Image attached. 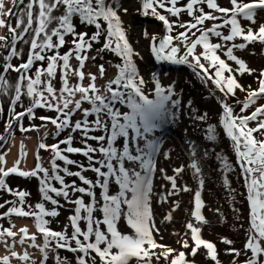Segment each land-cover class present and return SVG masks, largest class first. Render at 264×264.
<instances>
[{
	"label": "snow or ice",
	"instance_id": "snow-or-ice-1",
	"mask_svg": "<svg viewBox=\"0 0 264 264\" xmlns=\"http://www.w3.org/2000/svg\"><path fill=\"white\" fill-rule=\"evenodd\" d=\"M13 8L16 5H23L24 0H12ZM179 0H141L142 15L149 14L159 21H162L169 34L159 39L155 34L149 36L145 31L144 35L152 41L151 51L155 54L157 61H170L176 64L194 65L204 76L214 80L219 90L227 95H235L236 89L246 91V99L242 104L241 113L247 112L249 108L257 104V101L264 98V70L260 72L258 78V89H245L238 83L235 76L232 75L233 68L221 58L218 54L222 51L228 60L233 61L238 67L235 71L239 74L252 73L246 62L234 54V49H244L253 42L264 43V23H257V14L264 11V0H229L231 7H221L217 0H187L186 6L178 7ZM206 4L207 8L212 10L205 12L200 5ZM38 7L39 11L35 16L36 27L33 28L34 13L33 8ZM63 7L62 15L56 17L52 13L54 10ZM157 9H163L168 15L161 14ZM182 12L193 18L190 22L172 21L171 17H179ZM213 12L221 14L222 23L214 24L212 27L204 28L206 21L219 20ZM121 13L126 14L127 9L116 0H29L24 10L17 16L15 27L6 20L11 18L13 9L6 8L4 0H0V27H7L9 37L0 36V41L5 42L4 47L10 48V52L4 60L3 72L9 70L16 71L20 75L15 86V95L11 101L12 116L5 131L10 132L12 121L19 123L27 115L30 119L35 118V109L49 108L58 113L56 118L40 117L43 122H50L55 126L57 135L60 131L71 128L73 132L79 131L82 134L84 148L72 147V136L69 135L65 140L52 145H46L41 142L39 149H50L53 152L52 171L54 175H49V169L44 168L40 163L37 153V164L31 171L20 170V160L16 164L5 169L3 164L5 159L0 155V190H6L18 197L16 202L5 201L0 204L4 208L6 204L12 206L7 212L0 213V218L5 216L17 215L20 217H33L39 233L43 235L44 245L41 251L44 253L45 261L47 259V250L53 241L58 249H67L74 253H80L76 258V264H96V258L99 257L101 264H130L135 258L137 264H153V260L159 264L161 259L168 261L169 264H194L189 261L184 251L158 243L153 232H158L152 217L150 196L152 193V174L155 171V157L160 151L162 136L154 135L167 122L169 116L168 102L171 99L173 89L167 90L161 86V82L153 74L155 99L149 98L145 92L146 81L138 71L134 60L138 56L127 38V30L123 23ZM26 17V23H25ZM74 17H78L79 22L85 26H94L96 31L89 37L86 32H77L74 24ZM57 21V26L48 30L52 21ZM242 21L247 22L242 24ZM106 25V27H105ZM178 26L185 31L179 32L176 36L171 35L173 28ZM229 28V34L225 35L221 28ZM22 31H17L21 29ZM32 30L33 36L30 42L29 56L26 62L18 67L11 64V58L18 56L16 42L23 38V35ZM196 30L200 34L197 36ZM104 36L103 47L99 50L111 51L121 58V63L116 67L118 72L115 78L110 79L103 88L96 85L97 76L88 73L89 84L85 87L82 81L85 79L83 71L85 61L88 59L87 51L92 48L93 42H99L101 36ZM191 36L195 39L190 38ZM73 37V48L61 55L59 48L65 44V37ZM56 38L55 42L53 38ZM211 37L218 41L211 42ZM240 38L244 43L231 44ZM176 44H173V41ZM181 46L186 48L184 55H178ZM198 46H202L203 51L196 54ZM52 51V55L46 56L44 53ZM189 57L192 59L189 60ZM75 58L78 62V68H73L71 60ZM47 59V67H39L34 75H29L34 63ZM96 59V57H92ZM207 62V67L205 63ZM59 69L62 79L59 99L56 96V89L53 86V79ZM213 69L214 72H210ZM227 72L229 75L225 76ZM100 76L105 73L104 65L99 66ZM198 73V74H200ZM76 77L80 83L71 85L69 80ZM6 83L5 76L0 75V85ZM76 93L80 94L79 100H74ZM47 94V95H46ZM22 95L32 98V104L22 112H15L17 102L21 100ZM88 102L90 107L82 109V104ZM173 105L177 102L171 101ZM121 106L128 110L123 111ZM83 111V119L72 123L71 117L77 110ZM2 111V108H0ZM224 115L222 124L227 136L233 142V146L238 157L239 165L245 178L247 188V200L250 205L249 229L245 242V253L251 255L244 261V264H264V103L259 104L248 114H234L233 107L227 102L223 104ZM89 116L94 117L91 121ZM203 119L204 117H199ZM255 122V126H250ZM37 126L32 125L25 128L20 124L21 131L35 130ZM93 131H102L106 135H90ZM258 134L259 138L257 137ZM119 138H123L122 147L117 146ZM208 138L215 139V129L209 127ZM4 137L0 136V140ZM89 140L97 141L98 147L88 144ZM60 144L67 145L61 149ZM79 153L85 156L91 163L88 167L79 164L77 161L69 159L64 153ZM102 154V159H95V153ZM26 155L24 146L21 145V157ZM167 155V154H166ZM195 155L193 146V156ZM57 160L64 161L66 165H77L80 171L71 172L67 167L63 168L67 175L77 176L80 181L88 187L77 186L75 181L71 184L65 183L64 177L59 174L60 165ZM126 161L138 164V169L126 167ZM99 166H96V165ZM190 167L194 174L199 177L201 168L198 162L193 159ZM225 170L230 169L227 160L224 161ZM104 169V170H102ZM94 171L97 174L95 182L87 179L82 173L84 171ZM183 166L174 169L175 175L167 176L161 169L164 178L171 183L169 195H174L177 188V176L183 172ZM10 174H18L21 177H38L40 180V191L43 193L44 201H49L55 208L49 210L43 202L27 205L25 210V197L29 193L12 189L6 185L5 178ZM58 181L61 185L57 188L51 181ZM114 180L119 185L117 194H109V183ZM201 187L204 184L203 179L199 181ZM227 184V180H225ZM99 187L101 200L97 201L94 189ZM86 194L91 198L89 203H85L83 196L77 197L74 201L70 200V191ZM184 191L190 189L185 185ZM50 193L56 197H64L75 205L74 214L69 217L73 232L69 237L65 232L53 231L48 227L49 221L45 217H55L59 213V201L53 198ZM130 193V196H129ZM166 199V197H162ZM203 201L201 192L194 194V211L192 216L197 224L207 223L202 215ZM126 207V211H125ZM178 207V205H177ZM175 210V209H173ZM99 211L101 217H95L94 213ZM83 213V214H82ZM126 219L127 225L132 229L133 234H124L118 228L121 217ZM171 214L166 216L171 220ZM84 221L86 230H82L80 222ZM193 222L186 224V229L190 232V239L193 242L191 255L195 257L198 250H206L207 257L214 264H221L218 259L216 245L202 238L201 227ZM101 225L105 229H101ZM5 237L12 238L13 245L17 242V232L12 228H0V242L7 245ZM19 243L23 245L26 240L32 241L30 246L36 245L37 236L35 233L29 234L27 227L19 229ZM70 241H74L75 247ZM181 247L187 249L190 247L189 239L183 238L178 241ZM221 242L231 245L233 242L226 237L221 238ZM156 249H160L157 253ZM228 254L238 257L240 251L235 248H229ZM95 253V255H92ZM11 257H18L22 261L30 259L27 251L19 255L15 251L10 252ZM10 256L0 257V264H10ZM58 264H68L66 258L61 260L56 257ZM43 264V262H42ZM235 264V262H234Z\"/></svg>",
	"mask_w": 264,
	"mask_h": 264
},
{
	"label": "rangeland",
	"instance_id": "rangeland-1",
	"mask_svg": "<svg viewBox=\"0 0 264 264\" xmlns=\"http://www.w3.org/2000/svg\"><path fill=\"white\" fill-rule=\"evenodd\" d=\"M27 2H29V0H24V3ZM217 2L221 7H231L229 0H217ZM244 2L247 3L249 0H244ZM4 3L6 8L12 9V0H4ZM186 3L187 0H179L178 5L183 7L186 6ZM120 4L127 9V13H121V16L127 30V37L130 44L134 51L138 53V56H135L134 60L137 64L140 75L143 76L146 81V94L149 95V98L151 99L156 98L154 93L155 81L153 80V74H155L156 78L160 80L162 87L166 90L169 87L173 89L171 99L167 104L169 109L167 122L164 123L163 127L154 134L162 136V143L160 151L155 157V171L152 174L153 184L150 203L153 221L156 228L159 230L158 232L154 231L153 236L160 244L170 246L177 251H184L187 259L193 261L194 264H214V262L207 257L206 250L203 248H200L198 254L195 257H192L191 247L194 245L190 239V232L186 229V224L190 221L197 224V222L194 221L192 212L194 211V194L196 191H200L204 205L201 211L207 221V223L197 224V226H200L202 229V238L211 241L216 245L218 259L221 264H234V262L235 264H244V261L251 255L250 252L247 254L245 253L246 240H244L242 236L244 233L243 227H245L243 226V223H249L250 220V213L246 205L247 188L242 169L236 158L237 156L232 152L233 148L229 141V137L227 136L224 127L218 126V124L221 123L224 115L223 104L225 102L233 107L234 114H245L241 113L236 107L239 101L245 100L244 98H246L247 92L236 89L234 96H225L215 83L213 84V79L200 73V70L195 65L190 66L187 70L186 67L181 66L180 64L172 63L170 61H157L155 54L151 51L152 41L146 37L144 33L146 31L149 36L155 34L157 36L156 43L158 44L159 39L166 35V28L164 24H162L163 22L155 17L142 15L139 11L141 9V0H120ZM21 7H23V5H16L13 15H15ZM200 7H203L205 12L212 11L207 8L206 4L200 5ZM37 8L38 7H34V18L38 13ZM60 8L54 10L52 15L56 17L60 16ZM157 10L161 14L166 13L163 9ZM213 14L221 17L219 12H213ZM13 15L12 18L9 19V22L14 27L16 24L13 21ZM5 19L7 20V17H5ZM171 20L177 22H190L193 18L190 17L187 12H182L179 17H171ZM219 20H215V22H218ZM208 23L209 21H206L203 27L209 28L207 25ZM246 23L247 22L242 21V24ZM257 23H264V11L258 12ZM56 26L57 21L53 20L52 23L49 24L48 30L51 31V29ZM35 27L36 24H34V28ZM181 31H185V29L174 25L171 35L176 36ZM192 31L198 34L196 30ZM189 35L190 38L195 39V37L191 36V33H189ZM53 40L55 42L56 38L54 37ZM211 42L224 43L223 41H218L215 37H211ZM176 43L177 42L174 40L173 44ZM242 43H244V41ZM3 45L4 43L0 41V65H3L4 63L2 58H6L9 54L8 51L4 49ZM227 46L228 42L226 44V47ZM71 48L72 45H64L61 50L64 49V53H66ZM185 51L186 48L181 46V51L178 55L182 56ZM202 51V46H198L196 54H199ZM218 54L221 55V58L225 59L233 68L232 75L235 76L239 84H241L246 90L249 88L253 90L258 89V78L260 77V72L264 70V49L260 48L259 45H256L254 42L248 44L244 49H234V54L237 55L238 58L243 59L246 62V65L253 70L251 74H239L235 71L238 66L233 61L228 60L222 51H219ZM191 59L192 58L189 57V60ZM10 62H13V58H11ZM201 62L205 63L206 67L208 66L207 62L203 60ZM71 64L73 68H78V65H75L73 59L71 60ZM83 71L86 74L85 79L82 81L83 86L85 87L90 82L87 78L88 73L97 76L96 85L101 89L114 75L112 72H105L103 76H100L97 67L86 62ZM210 72H214V70L210 69ZM0 75L5 76L6 83L4 84L5 87L3 88V93L5 94V97H8L10 93L12 95L16 73L13 70H9L5 73L3 72L2 67H0ZM224 75L227 76L229 73L225 72ZM52 83L56 89V96L59 99V90L62 87V79L59 69L57 70V74ZM69 83L75 85L80 83V81L73 76L69 80ZM21 99L24 104L22 106L25 109L31 106V97L23 95ZM73 99L79 100L80 94L76 93ZM172 100H175L177 103L173 105L171 102ZM10 101L11 100H7L8 103ZM262 103H264V98L259 99L256 105ZM42 112L44 113V111ZM42 112L39 110L35 111V115L38 114L41 117L51 118H56L58 116V113L55 110L49 108L47 112L48 116H42ZM38 115H36L37 118L34 119H30L25 115L19 123L13 120L10 132L5 131L10 119L6 120L7 122L4 125L3 121H1L3 118L0 117V136L4 137L3 140H0V155L4 156L5 163L3 164V167L5 169L13 167L17 160H20V170L31 171L35 169L37 164L39 137L36 135L24 134L22 133L23 131L14 134L13 130H15L19 124H23V126L30 123L32 125L35 124L37 128H41L40 130H42L39 133L42 137L41 140L46 139L45 136H50L55 130V126L50 122L41 121L38 119ZM79 116L76 118H80ZM201 116L204 118L200 119L199 117ZM250 126H255V122L250 124ZM207 127H212L215 129V132H218L217 137L208 142L204 140V138H208ZM103 135H105V133H103ZM254 135H257L258 137V134ZM52 142L53 140H48L43 143L51 145ZM21 145L24 146V152L26 153L23 157H21ZM122 145L123 138H119L117 146L122 147ZM193 146L195 151L194 156ZM217 151H220L219 153L225 157L230 165L229 170L224 169V172H222L224 175L216 168L218 167V161L214 159L216 154L214 152ZM42 159L45 160L46 156L40 158V163L45 168L46 165L41 162ZM193 159L198 162L199 167L201 168V175L199 177L194 174L193 169L190 167ZM182 166L184 170L177 176L176 180L177 188L180 190L176 191L174 195H169V192L171 191V183L164 178L161 169L164 170V173H166L167 176H173L175 175L174 169ZM135 167L138 169L137 166ZM74 168L75 167L72 166V169ZM85 174H89V172L86 171ZM26 178L27 177H21L18 174H10L5 178V181L8 188L12 189L13 192L16 191V189H21L30 194L29 197L25 198V201L27 202L25 204V210L27 211V205H32L34 208L35 204L40 201L39 198L37 201L38 196L34 192L38 191V189L36 187L34 189L32 182L27 181ZM200 179H203L204 181L202 187L199 183ZM225 180H227V184L225 183ZM112 183L113 184H111L109 188L110 192H114L113 190H115L114 184L116 183ZM185 185L190 189L189 191L183 190ZM1 191L3 192V190H0V194ZM9 194L10 193L8 192L6 200L14 202L13 200H8L9 198H12L11 194ZM75 197L77 198V194L74 198ZM162 197H166V199H162ZM70 199H73L71 191ZM11 206V204H6L4 208H0V213L7 212L8 208ZM50 209L52 208L50 207ZM169 213L172 217L171 220L166 219V216ZM63 215H65V213H63ZM48 220H50L48 227L53 231H60L61 228L59 227L64 225L62 223L64 220H53V218ZM34 223L35 220L33 217L11 215L0 218V228L11 227L12 231L17 232V242L14 245L12 238L10 237H5L7 245L4 242H0V257L5 255L10 256L11 251H15L19 255H23L24 251H27L30 257L28 261H22L18 257L10 256V264H42L43 260H45V258H43L44 253L41 251V248L44 245V238L43 235L38 232ZM23 227H27L30 235L33 233L36 234L37 239L35 243L40 247L30 246L32 244V241L30 240H26L23 245L19 243V229ZM118 228L120 231L122 229L129 235L133 234L132 229L127 225L126 219L123 216L118 223ZM222 237H226L233 243L231 245L222 243ZM183 238L189 239L190 247L187 249L182 248L181 243L178 242ZM261 244L264 245V241H261ZM229 248L239 250L240 255L236 257L233 254H228L227 250ZM156 251L159 253L160 249H156ZM54 252L55 251L49 250L48 248V259L46 260H54L55 257L52 255ZM92 255H95V253ZM96 260L101 263L98 257ZM262 260H264V257H262ZM71 264L76 263L72 260ZM130 264H137L135 258L130 261ZM153 264H157L155 259L153 260ZM159 264H169V262L161 259Z\"/></svg>",
	"mask_w": 264,
	"mask_h": 264
},
{
	"label": "trees",
	"instance_id": "trees-1",
	"mask_svg": "<svg viewBox=\"0 0 264 264\" xmlns=\"http://www.w3.org/2000/svg\"><path fill=\"white\" fill-rule=\"evenodd\" d=\"M116 2H118V3H120V0H116ZM28 3V2H27ZM27 3H24L23 4V7H21L18 11H17V13L15 14V15H13L14 17H13V21L15 22V24H16V19H17V16L24 10V8H25V6L27 5ZM179 4V3H178ZM178 7H180L179 5H177ZM35 7V6H34ZM37 10L39 11V9L37 8ZM63 12H64V9H63V7L62 8H60V10H59V15H62L63 14ZM33 13H34V8H33ZM163 15H168V14H166V13H163ZM215 15V14H214ZM149 17H153V16H151L150 14L148 15ZM217 16V15H216ZM222 19H223V17L218 21V22H215V21H212V20H209V23L207 24L209 27H212L214 24H219V23H222ZM34 20H35V18H34ZM25 23H26V17H25ZM162 23V22H161ZM34 24H36V22L35 23H33V28H34ZM74 24H75V27H76V31L77 32H86V33H88V36L90 37L95 31H96V29H95V27L94 26H85V25H83V24H81L80 22H79V19H78V17H74ZM163 24V23H162ZM15 27V26H14ZM105 27H106V25H105ZM18 32L19 31H22V28L21 29H18L17 30ZM166 31V35L167 34H169L168 32H167V30H165ZM220 31H222L225 35H227V34H229V28H227V27H225V28H221L220 29ZM200 33L198 32V34H196V35H199ZM106 35V33L105 34H103L102 36H101V38H100V40H99V42H93L92 43V48L90 49V50H88L87 51V56H88V59L85 61L86 63H90V64H92V65H95L96 67H97V69L99 70V66L101 65V64H103L104 65V68H105V72H112V73H114V75H113V77L111 78V79H113V78H115V76H116V74H117V72H118V69H117V67H116V65L117 64H120L121 63V58L120 57H118L115 53H113V52H111V51H103V52H100L99 50L103 47V43H104V36ZM0 36H5V37H9V30H8V28L7 27H0ZM32 36H33V32H32V30L30 29L29 30V32L28 33H26V34H24L23 35V38L21 39V40H18L17 42H16V48H17V51H18V53H19V55L18 56H15V57H12L13 58V62L11 63V64H13L14 66H19L20 64H22V63H24V62H26L27 61V59H28V56H29V51H30V42H31V39H32ZM128 38V37H127ZM192 39H194V38H192ZM72 40H73V37L71 36V35H67L66 37H65V46H67V45H72V48H73V44H72ZM130 42V41H129ZM243 42V40L242 39H240V38H237L236 40H234V41H232V42H228V46H231V44H233V43H235V44H240V43H242ZM3 43H5V42H3ZM256 45H259V47L260 48H262V49H264V43H260V42H254ZM62 48V47H61ZM61 48H59V53L62 55V54H64V52H65V48L63 49V50H61ZM4 49L5 50H7L8 51V53L10 52V48H5L4 47ZM186 52V51H185ZM185 52H183V54L182 55H184L185 54ZM46 56H48V55H52L53 54V52L52 51H48V52H46V53H44ZM92 57H96V59H92ZM73 62L75 63V65L77 66L78 65V62L75 60V58H73ZM47 63H48V61H47V59H45L44 61H38V62H36V63H34V65H33V67H32V69H31V71L29 72V75H33L34 73H35V71H36V69L37 68H39V67H46L47 66ZM181 66H184V67H186V69L188 70L189 68H190V65L189 64H180ZM194 65V63L191 65V66H193ZM79 66V65H78ZM15 73H16V77H15V80H14V83H13V91H12V95H11V93L8 95V97H5V94L3 93V88L5 87L4 85H0V108H2V111H0V117L1 118H3L1 121H3V124L5 125L6 124V120H9V119H11V116H12V109H11V101H12V99H13V97H14V95H15V86H16V84H17V81H18V76L20 75L19 73H17L16 71H15ZM212 82H213V84L215 83L214 82V80H212ZM204 85V84H203ZM204 87H205V85H204ZM207 89V88H206ZM3 94V96H4V98H3V96H2V94ZM23 96V95H22ZM244 99H246V98H244ZM7 100H11L9 103L7 102ZM22 100V99H21ZM19 101V102H17V104H16V107H15V112H17V113H19V112H22V111H24V107L22 106V105H24L23 103H22V101ZM245 100H241V101H239V103H238V105H237V109H239L240 111H241V107H242V104H243V102H244ZM87 104V105H86ZM256 106H258V105H253L251 108H249L248 110H247V112H245V114L246 113H250L252 110H254V108L256 107ZM90 107V105H89V103L88 102H84L83 104H82V109H86V108H89ZM24 108V109H23ZM121 108H122V110L123 111H126V110H128L127 108H125V107H123V106H121ZM82 109L81 110H77V111H75L74 113H73V115H72V117H71V120H72V123L74 124L75 123V121H77V120H81V119H83L84 117H83V111H82ZM44 111V113L42 112V116H48V108H37V109H35V111ZM46 112V113H45ZM36 115H38V114H36ZM35 115V118H37V116ZM41 115V114H40ZM80 115V116H79ZM82 115V116H81ZM77 116H79L80 118H76ZM40 117L41 116H39L38 115V119H40ZM52 117H53V115H52ZM88 119L91 121L92 119H94V117H92V116H89L88 117ZM33 125H35V124H33ZM30 126H32V124L30 123V124H27V125H25L24 127L25 128H29ZM218 126H222L223 127V124H222V121H221V123H219L218 124ZM208 128V127H207ZM41 128H36L35 130H30V131H23L22 133H24V134H30V135H36V136H38L39 137V140H38V144H40L41 142H46V141H48V140H53V142H52V144H54V143H59L60 141H62V140H65L69 135H71L72 136V147H78V148H84V143H83V141H82V134L79 132V131H76V132H73L72 130H71V128H67V129H64V130H62V131H60V133H59V135H57V130H56V128H55V130L53 131V133L50 135V136H45L46 137V139H43V140H41L42 139V137L40 136V131H42V130H40ZM209 129V128H208ZM38 132H37V131ZM14 132V134H16V133H18V132H21V130H20V124L17 126V128L15 129V130H13ZM218 132H215V138L217 137V134ZM90 135H103V133H102V131H93V132H91L90 133ZM106 135V134H105ZM258 138H259V136H258ZM204 140L205 141H210V139L209 138H204ZM212 141V140H211ZM229 141H230V143L232 144V148H233V151L232 152H234V155L235 156H237L236 155V152H235V150H234V146H233V142L231 141V139L229 138ZM51 144V145H52ZM88 144H90V145H92L93 147H98L99 145H98V143H97V141H94V140H89L88 141ZM67 147V145H65V144H60V148L61 149H64V148H66ZM220 152V151H219ZM218 151L217 152H214V153H216L215 154V157H214V159L215 160H217L218 161V167H216L218 170H219V172L221 173V174H223L222 172H224V169H225V167H224V161L226 160L225 159V157H223L222 156V154L221 153H219ZM37 153L39 154V158H42V157H45L46 156V159L44 160V159H42L41 160V162L43 163V164H45L46 165V167L45 168H47V169H49V175L51 176V175H54L55 173L52 171V163H51V161H52V159H53V152L50 150V149H39V147H38V150H37ZM208 154V153H207ZM64 155H66L69 159H71V160H74V161H77L79 164H83L85 167H88L89 165H90V161L85 157V156H83L82 154H79V153H67V152H65L64 153ZM94 157H95V159H102L103 157H102V154H100V153H95L94 154ZM210 157V156H209ZM213 157V156H212ZM237 159H238V157H236ZM56 163L58 164V165H60V170H59V174L61 175V176H63L64 177V180H65V183H67V184H71V182L72 181H75V183H76V185L77 186H80V187H85V188H87L88 186L87 185H84L81 181H80V179L77 177V176H74V175H72V176H70V175H67L66 173H64V171H63V168L64 167H67L68 169H69V171H71V172H76V171H80V169H79V167L77 166V165H66L65 163H64V161H61V160H57L56 161ZM72 166H74L75 168L74 169H72ZM96 166H99L98 164L96 165ZM135 166H137L138 167V164L136 165V164H134V163H132V162H128V161H126V167H134V168H136ZM213 169V168H212ZM102 170H104V169H102ZM137 170H139V169H137ZM85 172L86 171H84L82 174L87 178V179H89V180H92L93 182H95L96 181V179H97V174L94 172V171H88L89 172V174H85ZM224 175V174H223ZM223 175H222V177H223ZM26 180L27 181H29V182H32V184H33V186H34V189H35V187L38 189V191H34L35 193H36V195L38 196L37 197V201H38V198H39V201L40 202H43L44 204H45V207L47 208V209H49V210H51L50 209V207L53 209V208H55L56 206H54V205H52L49 201H44V199H43V193H41V191H40V187H41V185H40V180H39V178L38 177H31V176H29V177H27L26 178ZM112 182H115L114 180H111L110 181V183H109V188H110V185L111 184H113ZM51 183H52V185L53 186H55V187H57V188H60L61 187V185L59 184V182L58 181H55V180H52L51 181ZM115 185V190H113L114 192H110V189H109V194L111 195V194H117L118 192H119V185L118 184H114ZM8 187V186H7ZM17 190V189H16ZM19 190H21V189H19ZM23 191V190H22ZM69 191H71V189H69ZM94 191H95V194H96V199H97V201H100L101 200V192H102V190L99 188V187H96L95 189H94ZM15 192V191H14ZM10 193V192H9ZM247 193V192H246ZM11 194V199L9 198L8 200H13L14 202H16L17 201V203H18V197L16 196V195H14V194H12V193H10ZM9 194V195H10ZM76 194H77V197H80V196H83V199H84V201H85V203H89L90 202V200H91V198L89 197V196H87L86 194H82V193H79V192H75V193H72L71 192V196L73 197V199L71 200V201H74L75 199H76V197L74 198V196H76ZM248 194V193H247ZM7 195H8V192H6L5 190H3V192L1 191V194H0V204H4L5 203V200H6V198H7ZM50 195H52L53 196V198H55V199H57L58 201H59V207L57 208V211H58V215L57 216H55V217H45V219H52L53 218V220L54 219H57V220H60V221H63L62 223L64 224L63 226H61V227H59V228H61L60 229V232H65L66 231V233H67V235L69 236V237H71V235H72V232H73V228H72V226H71V222H70V219H69V217L70 216H72L73 214H74V208H75V205L73 204V203H71V202H69V201H66L65 199H64V197H62V196H60V197H56L55 196V194L54 193H50ZM27 197H29V195L28 196H26L25 198H27ZM87 199V200H86ZM7 201V200H6ZM2 202H4V203H2ZM27 202L25 201V204H26ZM38 203V202H37ZM246 205H247V209L249 210V213H250V205H249V201L246 199ZM63 213H65V215H63ZM248 213V214H249ZM83 214V213H82ZM94 216L95 217H101V213L99 212V211H96L95 213H94ZM49 222H50V220H48ZM35 224V223H34ZM243 226H245V227H243V230H244V233H243V238H244V240H246V238H247V236H246V234H247V230L249 229V223L248 222H245V223H243ZM80 227H81V229L82 230H86V224H85V222L84 221H81L80 222ZM101 229L102 230H104L105 229V226L104 225H101ZM56 231V230H55ZM121 232L122 233H124V234H127L125 231H123L122 229H121ZM70 243L72 244V246L73 247H75V243H74V241H70ZM49 250H52V251H55L52 255H54V260H43V264H58V262H57V259H56V257L57 256H59L60 258H61V260L63 261V260H65V258H66V260H67V262H68V264H71V261L72 260H74V262L76 263V258L79 256V255H81L80 253H74V252H71V251H68L67 249H58V248H56V244H55V242L53 241L52 243H50V245H49ZM35 252V251H34ZM36 253V252H35ZM43 253V252H42ZM43 258H44V254H43ZM47 259H48V257H47ZM98 259H99V257H98ZM89 264H91V259L89 258ZM96 264H101V263H99V261L98 260H96Z\"/></svg>",
	"mask_w": 264,
	"mask_h": 264
},
{
	"label": "water",
	"instance_id": "water-1",
	"mask_svg": "<svg viewBox=\"0 0 264 264\" xmlns=\"http://www.w3.org/2000/svg\"><path fill=\"white\" fill-rule=\"evenodd\" d=\"M12 9H13V12L15 11V8H13V4H12ZM12 18V17H11ZM9 17H7V20L11 19Z\"/></svg>",
	"mask_w": 264,
	"mask_h": 264
}]
</instances>
